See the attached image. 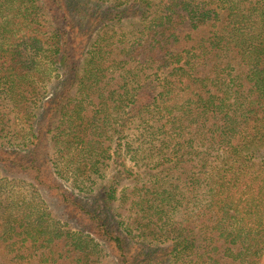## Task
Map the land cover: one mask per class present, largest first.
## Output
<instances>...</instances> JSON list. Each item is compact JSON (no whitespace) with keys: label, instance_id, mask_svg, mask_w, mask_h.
<instances>
[{"label":"trees","instance_id":"1","mask_svg":"<svg viewBox=\"0 0 264 264\" xmlns=\"http://www.w3.org/2000/svg\"><path fill=\"white\" fill-rule=\"evenodd\" d=\"M0 264H264V0H0Z\"/></svg>","mask_w":264,"mask_h":264},{"label":"rangeland","instance_id":"2","mask_svg":"<svg viewBox=\"0 0 264 264\" xmlns=\"http://www.w3.org/2000/svg\"><path fill=\"white\" fill-rule=\"evenodd\" d=\"M21 194H22L23 197H26V192H25V191H22ZM35 202H36L37 204L41 205V206L44 205L43 202H42L41 197H36V198H35Z\"/></svg>","mask_w":264,"mask_h":264}]
</instances>
